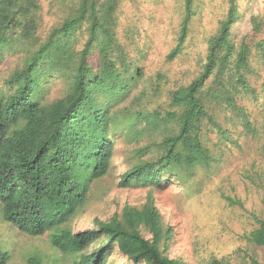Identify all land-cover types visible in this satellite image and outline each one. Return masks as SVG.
Listing matches in <instances>:
<instances>
[{"label":"trees","instance_id":"obj_1","mask_svg":"<svg viewBox=\"0 0 264 264\" xmlns=\"http://www.w3.org/2000/svg\"><path fill=\"white\" fill-rule=\"evenodd\" d=\"M193 1L186 0L178 43L168 60L183 50ZM120 3L76 0L39 44L34 39L39 0H0V63L6 50L38 43L0 93V215L29 236L49 233L51 245L71 255L74 264H108L116 247L135 264H179L162 248L171 228H165L153 195L140 208L127 205L109 220L95 218L85 230L75 231L71 222L87 203L93 182L112 169L120 140L133 150L125 157L128 168L119 186L154 188L167 181L185 186L198 167L211 166L209 135L228 131L221 112H236L248 132L258 133L243 101L264 93V78L253 79V59L264 61V39H256L264 20L253 17V29L237 42L233 26L241 13L230 0L199 75L170 92L169 109L146 111L139 106L141 96L133 94L144 71L118 37ZM60 78L67 82L66 94L43 100L45 89ZM262 178L248 179L263 190L264 202ZM227 200L244 208L240 200ZM250 216L254 224L247 239L264 247V218ZM11 258L0 248V264H10ZM249 260L262 264L255 256ZM28 264H41L40 256L30 255ZM210 264L228 263L214 258Z\"/></svg>","mask_w":264,"mask_h":264},{"label":"rangeland","instance_id":"obj_2","mask_svg":"<svg viewBox=\"0 0 264 264\" xmlns=\"http://www.w3.org/2000/svg\"><path fill=\"white\" fill-rule=\"evenodd\" d=\"M75 1L39 0L41 18L34 36L39 44L49 29L64 20ZM236 3L241 18L233 26V35L240 42L253 29V17L264 20V0H236ZM185 6L186 0H121L118 8L119 41L128 57L144 71L133 94L141 96L139 106L146 111L169 109L170 92L199 75L209 40L225 18L230 0H194L183 50L168 60V54L178 43ZM256 39H264V28ZM82 42L79 40V45ZM38 43L5 51L0 63V93L7 91V78L24 66L28 52L35 50ZM253 65L257 73L253 79L264 78V61L256 56ZM67 90L65 79L54 80L45 89L43 100H56ZM243 103L259 128L258 133L248 132L236 112L231 111L228 116L221 112L219 119L228 131L223 134L215 130L209 135L212 164L198 167L185 186L167 181L164 187H120V177L128 168L125 157L133 150L120 140L112 169L93 182L89 199L73 218L72 228L75 231L91 228L95 218L109 220L127 205L140 208L148 195H153L165 228H171V238L162 248L179 264H210L214 258L225 259L228 264H250L249 256L264 264V247L247 239L254 224L250 215L256 213L264 218L263 190L248 179L259 181L264 176V93L257 99L246 97ZM228 197L240 200L244 208L231 204ZM0 248L11 253L10 264H28L30 255H39L41 264H74L71 255L51 245L49 233L29 236L4 221L1 215ZM108 264L135 263L116 247Z\"/></svg>","mask_w":264,"mask_h":264}]
</instances>
